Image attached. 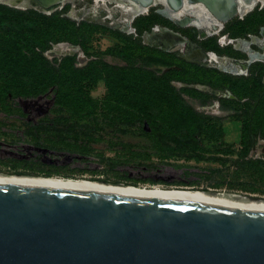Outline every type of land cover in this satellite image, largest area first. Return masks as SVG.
<instances>
[{
	"label": "rangeland",
	"instance_id": "rangeland-1",
	"mask_svg": "<svg viewBox=\"0 0 264 264\" xmlns=\"http://www.w3.org/2000/svg\"><path fill=\"white\" fill-rule=\"evenodd\" d=\"M65 2L66 0H63L62 3L46 10L45 15L60 14L74 22V19H78L76 13L86 10L90 18L82 20L85 22H76H80L79 24L74 22L77 26H93L107 30L95 33L86 47L59 43L44 53L50 61L75 57L78 68L85 67L90 60H101L112 66L132 64L135 67H148L161 72L168 69L163 64L168 63L170 59L153 55L125 57L117 51L108 52V48L115 46L114 40L106 36L109 32H115L133 42L137 41L150 50L174 55V58L181 59L195 50H201L205 54L212 53L233 66L237 63L244 66L247 60L246 55L236 49L237 41H249L248 36L263 39L259 34L234 39L226 33L223 34L224 32L222 35H200L203 31L194 27H177L158 15L155 11L162 9L161 6L151 8L147 14L133 19L130 24H125V14L116 9L115 5L107 4V9H104L102 3L95 4L91 0H84L82 4L81 0H74L63 8L62 4ZM0 3L11 8L16 7L19 11H43L34 0H0ZM261 9L264 7L258 4L245 17ZM148 16L158 20V26L181 34L189 43L168 53L144 45L137 29ZM244 18L235 17L231 21ZM134 31L135 34H129ZM252 50L261 53L259 46H252ZM187 63L215 70L233 80L250 77L253 71V79L257 80V85L259 81V86L264 88V62H255L247 70L236 66L238 74L241 75L223 73L209 60L200 62L194 59ZM259 72L262 74L259 75ZM174 84L176 87L188 86L195 92L193 96L185 99L199 116L221 119V138H213L210 134L195 138L198 140V148L193 152L179 150L175 145L166 142L157 146L147 139L149 128L146 123L142 128H113L99 120L98 125L94 119L77 121L69 116L65 118L61 106L57 104L54 88H51L45 94L34 98L8 97L6 109L0 108V171L10 169L36 176L51 175L50 177L190 191L211 190L264 198V146L257 143L258 140L264 143V138L261 134L253 135L254 141L249 139L246 147L240 145L244 119L251 116L250 105L254 109L256 102L251 101L249 97L239 101L228 90H213L202 84ZM104 95L103 82L99 81L90 92V97L102 102ZM212 124L211 121H204L206 133L212 131ZM76 125L81 127L77 132L90 136L79 134L74 138L72 133L76 130ZM119 129L123 134L118 132ZM247 161H253V168L244 165ZM245 187H253L255 193L247 192Z\"/></svg>",
	"mask_w": 264,
	"mask_h": 264
},
{
	"label": "water",
	"instance_id": "water-1",
	"mask_svg": "<svg viewBox=\"0 0 264 264\" xmlns=\"http://www.w3.org/2000/svg\"><path fill=\"white\" fill-rule=\"evenodd\" d=\"M135 1L146 12L159 6L155 0ZM164 4L173 12L185 4L202 5L220 24L217 34L233 18L245 17L238 15V0H164ZM40 7L44 10L39 12L47 14V8ZM155 12L162 16L160 9ZM258 34L264 40V27ZM246 57L247 70L254 61ZM182 59L192 62L188 56ZM0 264H264V214L0 187Z\"/></svg>",
	"mask_w": 264,
	"mask_h": 264
},
{
	"label": "trees",
	"instance_id": "trees-1",
	"mask_svg": "<svg viewBox=\"0 0 264 264\" xmlns=\"http://www.w3.org/2000/svg\"><path fill=\"white\" fill-rule=\"evenodd\" d=\"M142 23L137 29L139 36L159 22L148 16ZM262 27L264 9L243 20L227 23L223 34L233 39L245 38L249 34H258ZM100 30L107 31L99 27L77 26L60 14L47 16L34 10L19 11L0 4V108L6 109L8 97L34 98L54 88L57 104L65 118L69 116L77 121L94 119L98 125L99 120L113 128H142L146 123L149 128L146 136L151 143L157 146L163 142L171 143L179 150L193 152L198 148L195 138L209 134L213 138L222 137L220 121L199 116L185 99L195 92L185 86L176 87L174 83L202 84L213 90H228L239 101L247 97L255 101L257 106L254 109L250 105L251 116L244 119L240 144L246 147L252 133H259L264 138V88L253 79V71L247 78L227 79L215 70L150 50L115 32L106 35L115 42L108 52L117 51L125 57L153 55L170 59L163 64L168 69L161 72L132 64L112 66L101 60H90L85 67L78 68L75 57L50 61L44 55L51 46L59 43L86 47ZM99 81L105 88L102 102L90 97ZM204 121L213 123L210 133H206ZM78 128L80 125H76L72 133L74 138L79 134L90 136L77 132ZM118 132L123 134L121 130ZM244 165L253 168V161L244 162ZM245 189L255 193L253 187Z\"/></svg>",
	"mask_w": 264,
	"mask_h": 264
},
{
	"label": "bare ground",
	"instance_id": "bare-ground-1",
	"mask_svg": "<svg viewBox=\"0 0 264 264\" xmlns=\"http://www.w3.org/2000/svg\"><path fill=\"white\" fill-rule=\"evenodd\" d=\"M35 1L39 6L41 5L45 6L47 8L46 10H48L59 4L61 0H35ZM132 1L136 5H138L135 0ZM158 3H161L160 5L162 7V9H160L161 15L170 22L174 23L177 27L186 28L187 26H193L198 30L204 31L208 35L210 33L216 34L218 30L221 28L220 24L214 18H212L211 15L206 11V9L200 4H196V5L185 4L180 11L173 12L167 6H165L164 0L162 1L160 0V2ZM238 3H239L238 15L241 16H246L258 4L264 5V2H261V0H238ZM245 4H249V6L253 4V6H250L249 11H246V9H244ZM126 9L131 13V19L136 16L145 15L149 12V11L146 12L139 5L138 6L127 5ZM155 30L153 31L152 35L150 34L151 36L145 35L144 40H146L147 42H151L152 40L155 39L156 41L154 45L157 48L170 51L174 48L182 47L184 44L189 43L184 37L183 39L181 36H179L180 34L175 33L170 29H163L161 27H157ZM257 41H260L259 43L264 42V40H259V39ZM246 42L250 44V46L253 44L250 41L249 42L246 41ZM238 51L246 54L249 57V59L253 61L255 60L252 58L253 53L250 51V49L249 51L251 54L246 53L244 50H238ZM194 52H197L201 56V58L197 56L196 59L198 61L204 62L203 60H206V55H204L199 50H195L190 55L187 56L192 59ZM210 55H214V54H209V56ZM257 55L259 56V54ZM202 58L203 60H201ZM0 187L26 188V189L43 190V191L95 193V194L128 198V199L180 202V203L204 205V206L231 210V211L264 214V199H254L243 195L225 193V192H213L211 190L190 191V190H178V189H160L156 187L155 188L128 187L122 184L114 185V184L101 183V182L61 180V179L12 180L1 177H0Z\"/></svg>",
	"mask_w": 264,
	"mask_h": 264
},
{
	"label": "flooded vegetation",
	"instance_id": "flooded-vegetation-1",
	"mask_svg": "<svg viewBox=\"0 0 264 264\" xmlns=\"http://www.w3.org/2000/svg\"><path fill=\"white\" fill-rule=\"evenodd\" d=\"M71 1H74V0H66V2L64 3V4H62V7L64 8V6L66 5V4H71L70 2ZM91 1H93L95 4H97V3H102L103 4V6H104V9H107V4H109V5H115L116 6V9H120L124 14H125V17H126V19H125V24H130L131 23V21L133 20V19H135V18H137V17H139V16H136V17H133L132 19H131V13L126 9L127 8V5H135V6H138V5H136L132 0H91ZM162 1V0H161ZM18 1H15V3H17ZM34 2H35V4H37L36 3V1L34 0ZM63 2V0H61L60 1V3H62ZM81 2H82V4H84V0H81ZM155 3H157L159 6L161 5V3H158V2H160V0H155L154 1ZM261 2H264V0H261ZM59 3V4H60ZM1 5H5V4H3V3H0ZM38 5V4H37ZM58 5V4H57ZM6 6H8V5H6ZM250 6H253V4H251ZM250 6H249V4H245L244 5V9H246V11H249V8H250ZM8 7H10L11 8V6H8ZM40 7V6H39ZM71 7H72V5H71ZM12 8H16V7H12ZM16 9H18V8H16ZM40 9H41V7H40ZM20 10H22V9H20ZM41 10H43V9H41ZM49 10V9H48ZM88 11H86V10H82L81 12H77L76 13V15H77V18L78 19H74V22L76 23V22H78V21H81V22H85V21H82V20H88V18H90L89 16V13H87ZM97 12V11H96ZM105 12H107V11H105ZM109 13H111V11L109 12ZM250 13V12H249ZM97 14V13H96ZM107 14H108V12H107ZM45 15V14H44ZM98 15V14H97ZM110 19V17L108 18V20ZM80 23V22H79ZM78 23V24H79ZM88 23V22H87ZM101 23V22H100ZM100 23H91V24H100ZM155 26H158V24H156ZM154 26V27H155ZM126 27H128L127 25H126ZM159 27H162V26H159ZM187 27H193V26H187ZM153 29V28H152ZM152 29L149 31V32H143L142 34H141V37H140V39H141V41H142V43L144 44V45H146V46H148V47H152V48H155L156 46L154 45V43H155V39L154 40H152L151 42H147L146 40H144V36L145 35H148V36H151L152 35ZM155 30V29H154ZM223 31H224V29H223ZM223 31H221V33L220 34H218V35H222V33H223ZM155 32H156V30H155ZM154 32V33H155ZM174 32V31H173ZM176 33V32H175ZM203 33L204 34H202V35H208L207 33H205L204 31H203ZM218 33V32H217ZM216 33V34H217ZM129 34H135V31L133 32V33H129ZM151 34V35H150ZM158 34V33H157ZM179 34V33H178ZM215 35V34H214ZM179 36H181L182 38H183V36L180 34ZM249 37V36H248ZM185 38V37H184ZM183 38V39H184ZM186 39V38H185ZM258 39L257 38H251L249 41L250 42H252L253 44L250 46V44H248L246 41H237L236 42V49L237 50H244L246 53H250V51L253 53L252 54V58L253 59H255L254 60V62H264V59H262V58H264L263 56H264V50L261 52V53H259V52H255L254 50H252V46L254 47V46H259L260 48H264V42H261V43H259L260 41H257ZM248 41V42H249ZM147 44H146V43ZM231 43V42H230ZM148 44H151V45H153V46H151V45H148ZM158 45V44H157ZM187 44H184L182 47H185ZM177 48H181V47H177ZM155 49H158V48H155ZM249 49H250V51H249ZM160 50V49H159ZM162 51V50H161ZM200 51V50H199ZM202 52V51H201ZM203 53V52H202ZM204 55H206V60H203V58L201 59V60H203V61H207V60H209L210 62H212V63H215L216 65H217V68H219L220 70H222L221 72H223V73H227V74H231V75H241V74H238L239 72H238V68L236 67V66H239V67H242L243 69H245L244 67H246V64H244V66L241 64H235V66H233V65H228V63L224 60V59H221V58H219L218 56H214V55H210L209 56V54H212V53H208V54H205V53H203ZM251 54V53H250ZM257 54H259V56L257 55ZM261 55V56H260ZM263 55V56H262ZM197 56H199L200 58H201V56L197 53V52H194L193 53V56H192V59H196L197 58ZM184 57V56H183ZM182 57V58H183ZM262 57V58H261ZM181 58V59H182ZM151 70V69H150ZM181 87H184V86H181ZM185 87H187V88H189L188 86H185ZM252 114V113H251ZM220 122H221V119H218ZM242 131V130H241ZM241 134L242 133H240V143H241ZM259 133H253V134H251L250 135V137H249V139H251L252 141H254V136L253 135H258ZM222 135H223V133H222ZM249 141V140H248ZM258 145H262V146H264V143L263 142H261V141H259L258 140ZM241 145V144H240ZM9 168V167H8ZM51 176V175H50ZM50 176H47V175H40V176H36V175H34V174H29V173H24V172H18V171H12V170H10V169H8V170H4V171H0V177L1 178H5V179H12V180H33V179H42V180H51V179H61V180H75V181H88V182H101V183H107V182H102V181H90V180H86V179H74V178H62V177H50ZM109 184H114V185H117V184H121V183H109ZM122 185H124V184H122ZM125 186H128V187H144V188H160V186H152V187H148V186H130V185H125ZM160 189H166V188H160ZM169 189H178L179 190V188H169ZM180 190H188V189H180ZM192 191H194V190H192Z\"/></svg>",
	"mask_w": 264,
	"mask_h": 264
}]
</instances>
